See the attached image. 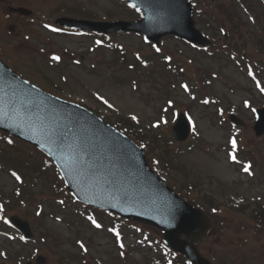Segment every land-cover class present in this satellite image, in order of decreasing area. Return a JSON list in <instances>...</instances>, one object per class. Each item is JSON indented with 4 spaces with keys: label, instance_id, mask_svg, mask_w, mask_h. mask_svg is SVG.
Listing matches in <instances>:
<instances>
[{
    "label": "rangeland",
    "instance_id": "1",
    "mask_svg": "<svg viewBox=\"0 0 264 264\" xmlns=\"http://www.w3.org/2000/svg\"><path fill=\"white\" fill-rule=\"evenodd\" d=\"M111 1L0 0V44L4 47V51L13 65L35 77L37 76L44 82L45 86H49V81L52 79L65 89H68V91L75 92L74 97L83 102L94 104V106H96L97 99L93 96V92H101L110 104L117 105L124 113L138 114L148 124L158 119L160 111L167 104L168 97L176 99L177 102L182 103L180 107L191 115L195 125L192 139L201 141L199 147H197L198 145L196 146L197 149L195 148L194 151L181 158L180 168L184 172L182 175L177 174L176 181L181 184L182 180H185L184 175L186 173H190L192 176L195 174L202 177L203 186L208 188V192L214 194L221 201L225 197L230 199V189H235L242 201L246 203L251 202L250 200L253 199H260L264 202V138L256 136L253 131L255 115L254 111L249 107V104H255L258 107L264 106V94L261 91L258 94V90H255L249 78L241 73L240 70L231 66L229 62L223 63L219 60L217 62V60L202 57L197 53V49L183 44L179 39L168 38L166 40L164 49L175 60L183 62L186 60L190 73L196 72V76H198L201 64L205 65L206 70H215L220 73L219 79L215 80L216 83L209 90L211 95H216L219 98V101L215 105L204 107L190 98L181 87L172 90L171 94H169L166 84L161 79L154 81L152 77H144L143 75L132 76L131 73H125L124 81L116 80L106 67L112 56L106 51L100 53V55L105 54L107 58L105 65H99L98 72H92L90 65L97 63L96 59L99 52L92 51L94 53H91L87 51L91 40L86 37L62 38L45 32L37 25H29L26 29L19 24L20 28L14 19H4V14L9 12L8 8L10 5L26 6L33 11L40 10L41 12L38 15H36L35 11L34 17L42 21L43 13L51 16L55 8L65 4L68 7L86 6L91 11H95L98 16L105 18L109 12H114V2ZM242 3L243 7L240 4L232 5L230 3L226 6L232 10L234 17L240 22L239 26L246 39L248 38L247 35H250L251 38L256 35L259 37L260 11L264 10V0H243ZM205 9L212 14V10ZM213 12L214 17L206 13L207 17L220 20L221 17L226 16V12L224 13L218 9H214ZM10 24L16 25L18 29L16 34H7L6 28ZM217 26V33L215 32V34L219 39H222L221 29L234 28L230 21ZM205 30L208 33H212L211 29L205 28ZM24 33L30 34V39H24ZM52 36L53 39H51ZM116 39L131 49L146 48L136 36L122 35L116 37ZM63 46H71L77 52H74L76 55H68L66 60L69 58L73 62L74 58L76 61H82L81 66L73 62L74 64H71L66 70L68 83L62 82L57 73L42 65L44 64L43 60H45L42 53L44 49L53 47L59 54H62L64 52ZM180 50H183V53ZM247 50L252 55L251 57L255 58L256 62L254 64L257 63L261 72L264 73V70L260 67V65H264V51L258 52L256 47L249 42ZM82 56H84L83 60ZM133 77L138 79L139 88L130 85V80ZM43 78H49L50 80L44 81ZM128 78H130L129 81ZM190 86H200V83L197 80H193ZM244 98L250 99L248 106H245L242 102ZM236 104L238 106H235ZM219 108L223 109L222 115L224 117L227 116L230 109L232 111L236 109L235 112L243 118L245 123L240 129L242 131L240 140L248 149L254 151L255 160L253 164L251 163L255 172L253 173L251 168L253 175H248L242 170L245 165L244 162H230L231 159H229L228 153L231 152L229 140L231 139L230 132L232 130L228 125L221 126L219 124V118L215 113ZM103 110H105L104 107ZM166 125L165 132L172 135L171 122ZM175 147L182 148L183 145L177 142ZM15 184L8 174H0V192L10 193ZM222 187L226 188L228 195L220 192ZM35 191L42 198L50 197V191L43 185L36 187ZM204 193V191L197 194L190 193L188 198L196 201L202 198ZM44 200L46 207L44 212L47 213L49 210L54 209L58 215L64 217L65 221L58 222L56 217L52 218L49 213L46 217H40V215L36 214V207L32 204L26 205L24 208H17V210L13 211L14 213L32 221L37 240L25 246L19 242L11 243L0 234V245L3 242V246L6 248L24 250L25 252H32L34 247L36 249L33 251L35 255L41 253L46 257L45 264H151L146 257L143 258L141 256L145 254H143L144 250L142 248H138L140 247L139 243L138 245L136 242L135 245L136 249L138 248L137 252H133L131 255L125 251L123 256L120 257V252L114 246L106 228L96 229L89 223H85L82 226H70L67 222L70 219L75 221L76 218L70 217L68 213L58 209L55 205L49 204V200L46 198ZM251 208L252 206L247 213H244L232 209L223 203L217 212H210L213 228L208 237L201 243V250L211 256L213 255L220 264H264V232L259 238L255 237L253 220L248 215ZM142 227L143 231L146 230L153 235H160L156 228L150 226ZM126 231L129 233L127 234ZM126 231L122 233L124 245L129 244L127 242L131 238L129 234L131 232L135 233L137 227L133 226ZM142 234L143 232L141 231L136 234V237L141 238ZM77 240L83 241L88 248L83 259H80L82 251L77 246ZM148 245L143 248L147 250Z\"/></svg>",
    "mask_w": 264,
    "mask_h": 264
},
{
    "label": "water",
    "instance_id": "2",
    "mask_svg": "<svg viewBox=\"0 0 264 264\" xmlns=\"http://www.w3.org/2000/svg\"><path fill=\"white\" fill-rule=\"evenodd\" d=\"M1 75V73H0ZM16 80L20 81L18 78ZM14 81V84L8 90H2L0 88V98H3L4 104L0 105L5 112L9 111L10 105L8 101L11 99L17 100V108H20V115L25 114L26 118L33 117L37 122L48 123L49 116L42 111L41 102L46 104L51 101L41 96V94L34 89L33 86L25 83ZM8 83L7 80L3 81ZM12 82V81H11ZM9 82V83H11ZM20 102H23L21 108ZM19 118H9L8 116L0 115V127L8 128L12 131H18ZM89 133L92 137L99 135L103 128L99 126L90 127ZM109 137L104 136V141L107 142ZM56 159L61 161L59 155H56ZM59 157V158H58ZM108 165L105 166L106 170L100 171L103 166L99 162L96 163V172L89 173L88 176L83 174L74 175L72 189L77 195L92 202L106 205L112 209L123 212L132 217L139 218L144 221H153L165 229L166 239L176 249L185 252L189 256L194 258L196 264H208L204 259L200 257L195 247L190 245L188 241L181 240L180 235L186 233L188 237L193 238L195 241H200L206 235L210 224L207 219L200 215V217L194 216L190 213L188 208L182 209V206L178 203L180 201L172 196H168L162 186L155 180L148 177L145 173V165L143 161H139L133 169V173L130 176H135L137 172L138 176L142 177V181H135L133 179H124L121 176L117 177L116 169H111ZM104 162V163H107ZM118 168L117 166H114ZM109 168V169H108ZM137 169V171H136ZM121 172V171H120ZM71 182V176H68ZM138 182L140 185L138 186ZM134 186L137 192L129 194L130 203L127 207L123 201L119 200L118 195L126 192V186ZM91 188V190L89 189ZM143 188V189H142ZM178 202V203H177Z\"/></svg>",
    "mask_w": 264,
    "mask_h": 264
},
{
    "label": "snow or ice",
    "instance_id": "3",
    "mask_svg": "<svg viewBox=\"0 0 264 264\" xmlns=\"http://www.w3.org/2000/svg\"><path fill=\"white\" fill-rule=\"evenodd\" d=\"M129 6L132 7V8H134V9H136L137 11H139V8H137V5H136L135 3H131ZM45 27L51 29V31H53V32H59V31H61L60 29H58V28H54V27H52L51 25H45ZM221 31L223 32L224 29H221ZM97 43L99 44V43H101V42H100V41H97ZM156 51L159 52L160 49L157 47V48H156ZM51 59H52L53 61H55V62H60L61 57H60L59 55H52V56H51ZM137 59H140L139 54H137ZM165 60L171 62V61H172V57H171V56H165ZM76 63H79V61H76ZM130 66H131V65H130ZM181 71H183V69H181ZM248 75H249V76H252L253 79H255L254 73L251 71V67H249ZM65 79H67V77H65ZM180 86L184 89L185 92H189V93L191 92V89L189 88V85H188L187 83L181 84ZM33 87H34V86H33ZM256 87H257L262 93H264V87H261V83H260V81H258V80L256 81ZM96 95H97V97H98L100 100H102L103 103L106 104L109 108H112V107H113V105L110 104L109 101H108L107 99H105L103 96H101L99 93H96ZM193 99H195V97H193ZM209 102H210V101L207 100V99H205V100L202 101V103H204V104H207V103H209ZM166 103H167L168 107H165V108L163 109V111H164L165 113H167V112L169 111V108L174 107V101H173V100H168ZM3 104H4V100H3V98H0V105H3ZM8 104L10 105V109H9V111L5 112V111L3 110V108L0 107V115L8 116L9 118H13V119H15V118H19V115H20V108H17V107H16V105H17V100H15V99H11V100L8 101ZM244 104H245V106H248L249 102H248L247 100H245V101H244ZM20 106H21V108L23 107V102H20ZM253 111H255V110L253 109ZM220 112H221V114H223V109H220ZM131 119H132L133 121H135L136 123H139V118H138V116H136V115H132V116H131ZM188 119H189V122L191 123V117H190V116L188 117ZM167 123H168L167 118H166L165 116L161 115V116H159L158 119H156V121H155L154 123L151 124V127H152V128H160L162 124H167ZM193 131L195 132V125H194V124H193ZM8 143L11 144V143H13V141H12L11 139H9V140H8ZM229 143L231 144L232 151L228 153V157H229V159H231L232 161L236 162V161H237V156H236L235 153H236V151H237V140L235 139V137H233V138H231V139L229 140ZM40 147H41V148H44L45 145L41 144ZM141 147H144V145H141ZM49 154L51 155L52 153L49 152ZM58 158H59V157H58ZM78 163H80V161H75V160H74V161L71 162V165H69L68 162H65V166H72V167H75ZM251 168H252V165H251V163L249 162V163H247V164H245V165L243 166V169H242V170H243L245 173H247L248 175H253V173H252V171H251ZM11 174H12L13 177H15V179H16L17 181H21V176L18 175L15 171H13ZM17 194H19V192H18ZM74 196H75V194H74ZM59 203L63 205L65 202H64L63 200H60ZM2 211H3V205H0V212H2ZM213 211L215 212L216 209H213ZM37 215H40V212H39V211L37 212ZM0 218H2V217H0ZM56 219H57V220H60V217L57 216ZM87 219L91 222V224H92L96 229H101V228H103V225H102L100 222H98L97 219H96L94 216L89 215V216L87 217ZM5 222L7 223V220H5ZM108 231H109V232H112V233L114 234V236H115V240H116V243L119 245V247H120L121 249H123V248L125 247V245H124L123 240H122V238H121V234H120V232H119L115 227H113V228H109ZM137 231H139V229H137ZM5 235H7V234H5ZM20 239H21V240H24L25 237L21 236ZM77 244L79 245L80 249L83 250L84 252H87V251H88V248L85 246V244H84L83 241H81V240H77ZM123 254H124V253L121 252V255H123ZM0 255H4V253H0ZM169 264H171V261H169Z\"/></svg>",
    "mask_w": 264,
    "mask_h": 264
}]
</instances>
